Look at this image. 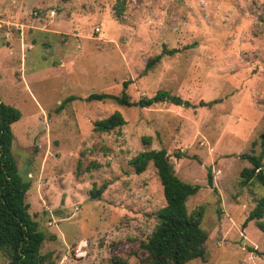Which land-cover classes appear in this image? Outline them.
Returning a JSON list of instances; mask_svg holds the SVG:
<instances>
[{
    "label": "rangeland",
    "instance_id": "374dc122",
    "mask_svg": "<svg viewBox=\"0 0 264 264\" xmlns=\"http://www.w3.org/2000/svg\"><path fill=\"white\" fill-rule=\"evenodd\" d=\"M115 4L0 0V103L21 114L12 153L41 253L52 264H148L140 243L165 200L152 163L137 175L129 161L164 149L177 177L200 186L186 205L204 207L206 259L186 264H264V231L245 224L264 187L240 178L264 124V0H124L119 17ZM163 46L178 52L144 75ZM127 80L132 100L164 90L190 107L80 100L118 95ZM114 112L124 126L93 130Z\"/></svg>",
    "mask_w": 264,
    "mask_h": 264
},
{
    "label": "trees",
    "instance_id": "16d2710c",
    "mask_svg": "<svg viewBox=\"0 0 264 264\" xmlns=\"http://www.w3.org/2000/svg\"><path fill=\"white\" fill-rule=\"evenodd\" d=\"M67 1V0H64ZM116 14L123 15L124 0H116ZM177 49H166L147 60L143 74L151 72L160 63L163 56H173ZM130 80L122 83L120 94L92 93L80 99L84 102L112 101L118 106L131 108H149L155 104L169 103L189 108L190 104L182 98L159 90L152 97L132 100L127 93ZM75 100L68 97L64 103ZM217 101L201 102V106L210 107ZM21 117L20 111L13 106L0 103V253L7 258V264H52L49 253L42 254L44 234L37 229V223L29 214L26 195L30 182L21 178L17 161L12 153L13 134L11 126ZM264 120V114H263ZM126 124L119 112H114L104 119L93 123L95 132H110ZM259 153L242 155L251 166L240 173L242 185L253 180L264 187V124L259 135ZM152 163L162 187L165 205L156 213L157 224L146 241L140 243L148 264H186L192 260L205 261L207 233L201 228L204 207L199 206L189 213L187 201L197 194L199 185H191L180 180L175 174L169 155L164 149L145 150L130 159L129 164L135 174L143 173ZM208 185L212 187V175L208 172ZM107 183L90 190V197L99 199ZM256 221L260 231H264V196L258 198L253 209L248 213L245 224ZM120 264V263H116Z\"/></svg>",
    "mask_w": 264,
    "mask_h": 264
}]
</instances>
